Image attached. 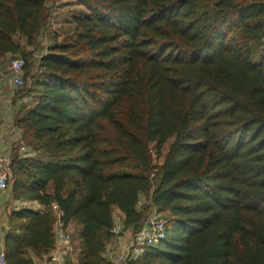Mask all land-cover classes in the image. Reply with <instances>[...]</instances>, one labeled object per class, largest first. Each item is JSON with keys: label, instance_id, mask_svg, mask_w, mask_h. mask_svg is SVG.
Masks as SVG:
<instances>
[{"label": "trees", "instance_id": "1", "mask_svg": "<svg viewBox=\"0 0 264 264\" xmlns=\"http://www.w3.org/2000/svg\"><path fill=\"white\" fill-rule=\"evenodd\" d=\"M73 2L44 47L49 0H0V60H26L11 107L32 152L16 147L9 193L46 207L12 210L8 263L51 256L57 203L76 227L68 264H112L116 209L133 233L154 210L167 221L129 264H264V0Z\"/></svg>", "mask_w": 264, "mask_h": 264}, {"label": "built area", "instance_id": "2", "mask_svg": "<svg viewBox=\"0 0 264 264\" xmlns=\"http://www.w3.org/2000/svg\"><path fill=\"white\" fill-rule=\"evenodd\" d=\"M26 60L22 56L14 57L8 66L10 72L9 86L10 88H20L25 84L24 69ZM2 71L0 69V75ZM9 106L12 105V98L6 100ZM10 159L0 156V189L8 192L11 182ZM39 203V202H38ZM141 203V202H140ZM52 209L55 212L56 220L54 233L56 236V244L52 251L50 261L39 264H65L67 258L74 254L75 245L71 238L74 232L73 223L66 222L62 217V212L57 203H52ZM114 217H117L116 213ZM114 242L116 250L109 252L112 264H129L131 260L140 257L147 247L155 245L167 237V221L161 213L154 210L147 217L141 229L133 234H126L120 227H114ZM0 264H9L7 253L4 246L0 249Z\"/></svg>", "mask_w": 264, "mask_h": 264}, {"label": "crops", "instance_id": "3", "mask_svg": "<svg viewBox=\"0 0 264 264\" xmlns=\"http://www.w3.org/2000/svg\"><path fill=\"white\" fill-rule=\"evenodd\" d=\"M8 96L9 91L5 89V84H0V156L9 158L11 161L13 155L17 153V146L19 147L18 152L23 153L24 155H32V152L24 145L23 134L15 125V110L12 108L13 106H9L5 101ZM18 202H20V206L19 204H17ZM23 207L40 210L41 212L45 211L46 209V207L36 201L13 200L9 191L5 192L0 189V249L4 246V234L6 232V228L9 226L10 213L13 209H20ZM115 213L117 217H114V227H120L126 234H133V232H130L129 230L123 228L124 214L117 209L115 210ZM108 246L107 256L109 257V252H111V250H116V243L114 242V239H112V242L108 243ZM144 252L145 250L141 252L140 257L144 254ZM50 257L51 256L49 255L44 256L42 259H37V264L39 262L47 263L48 261H50ZM65 264H68L67 260ZM75 264H77V261Z\"/></svg>", "mask_w": 264, "mask_h": 264}, {"label": "rangeland", "instance_id": "4", "mask_svg": "<svg viewBox=\"0 0 264 264\" xmlns=\"http://www.w3.org/2000/svg\"><path fill=\"white\" fill-rule=\"evenodd\" d=\"M49 3H50V6L52 7V9L54 11V15H53L52 21L49 24L48 29H47L48 34L43 39L44 43L41 44V46H44V47H46V45H48V44H52L50 38L53 36L55 37L56 35H58L57 38L59 40L62 39V37L69 31V28H70V23H68L69 14H70L69 11L80 8L78 5L74 4L73 0H49ZM31 49L32 48H30V47L27 48V50H31ZM13 58H14L13 56L8 55V56H6L0 60V69L2 71V73L0 75V84H2V85L5 84V89L7 91H9L8 97L12 98V100L14 99V97H16L17 92L19 90V88H13L12 89L9 86V79H10L11 75H10V72L8 71V66L10 64V61ZM6 100H7V98H6ZM26 100L29 101L30 99H26ZM172 141H173V139H170L167 142V144L163 147L162 155L160 157L156 153L155 145L152 144L153 157H154L155 163H161L162 162L164 155L167 153L168 148H169L170 144L172 143ZM11 178H12V173H11ZM142 200L144 201V198ZM17 204H19V206H20V202H18ZM162 216H164V215H162ZM73 229L76 230L75 225H73ZM108 247H107V249H108Z\"/></svg>", "mask_w": 264, "mask_h": 264}]
</instances>
